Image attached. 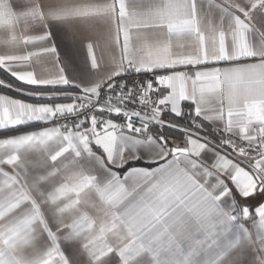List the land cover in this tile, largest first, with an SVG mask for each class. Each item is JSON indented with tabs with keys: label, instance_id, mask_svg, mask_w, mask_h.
Returning <instances> with one entry per match:
<instances>
[{
	"label": "snow or ice",
	"instance_id": "obj_1",
	"mask_svg": "<svg viewBox=\"0 0 264 264\" xmlns=\"http://www.w3.org/2000/svg\"><path fill=\"white\" fill-rule=\"evenodd\" d=\"M0 264H264V0H0Z\"/></svg>",
	"mask_w": 264,
	"mask_h": 264
}]
</instances>
